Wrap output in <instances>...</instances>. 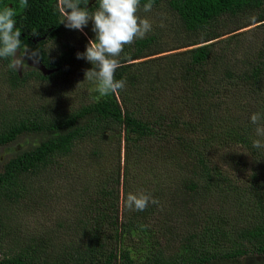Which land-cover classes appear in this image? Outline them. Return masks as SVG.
I'll list each match as a JSON object with an SVG mask.
<instances>
[{"label": "trees", "instance_id": "16d2710c", "mask_svg": "<svg viewBox=\"0 0 264 264\" xmlns=\"http://www.w3.org/2000/svg\"><path fill=\"white\" fill-rule=\"evenodd\" d=\"M147 2L141 0L142 10ZM86 3L97 10L98 0ZM5 5L18 9L19 0H0V8ZM161 7L173 17L177 49H186L166 55L170 62L161 73L133 71L132 62L168 52L159 35H150L122 58L115 76L126 87L119 94L97 99V92L72 111L53 103L0 110V147L23 136L42 137L0 171V264H242L264 258V148L252 147L261 138L250 119L240 122L222 111L228 86L248 84L263 94L252 114H264V90L256 78L264 63V0H154L152 10ZM62 18L59 0H28L16 17L22 45L58 72L44 76L30 69L22 77L9 59H0L14 86L68 80L76 48L67 43L54 59L45 49L67 34ZM224 20H234L235 30L220 33ZM221 38L228 42L214 54ZM110 134L119 140L114 166L100 177L71 172L66 164L80 145L104 143ZM230 148L248 157L247 179L221 164ZM84 153L85 162L99 165L105 151L97 146ZM57 178L69 183L75 218L61 224L64 236L52 228L24 232L21 219L52 200L43 189ZM140 191L159 203L129 211L127 194Z\"/></svg>", "mask_w": 264, "mask_h": 264}, {"label": "rangeland", "instance_id": "374dc122", "mask_svg": "<svg viewBox=\"0 0 264 264\" xmlns=\"http://www.w3.org/2000/svg\"><path fill=\"white\" fill-rule=\"evenodd\" d=\"M139 15L141 18H147L152 23V31L145 37L159 35L161 38L157 39L163 41L167 49L166 51L168 52L132 62V65H135L133 71L148 68L150 69L149 73L155 72L159 74L165 69L164 64L170 62L165 58L167 57L166 55L180 53L186 49H177L180 42L172 32L174 29V20L165 8L153 9L150 12H144L141 9ZM161 24L163 27H161ZM235 26L236 22H234V20H224L219 24V32L229 33L235 30ZM92 27L93 24L90 21L82 32L67 28L65 37L47 44L45 47L47 54L54 59L59 54L63 45L67 43L73 45L78 53L85 52L88 41L94 40L91 35L95 38ZM253 28H255V26L237 31L226 37L233 35L234 38L239 37L242 33ZM259 37H261V32ZM227 42L228 40L224 38L218 40V43H216L214 47V54L222 52ZM256 44L261 46L259 43ZM130 46L124 48L123 53L119 57L120 62L122 58L125 57V54H127V49H132ZM241 54L242 50L239 49L235 57H239ZM261 62H264V59ZM22 64L23 66H21L20 70L23 77V74L27 73L31 68L26 63ZM92 67L93 66L88 61L76 59L73 64L71 75L66 82L60 80L44 82L31 79L24 84H20V86H14L9 77L7 67L0 63V110L4 112L6 110L30 107L33 104L39 106L44 103L59 105L66 111L76 110L85 106L95 99L97 93L95 84L90 81H85V71L90 70ZM256 78L260 83V85L257 86L258 89L264 90V63L258 66ZM249 85L251 84L249 83ZM228 93L230 94L227 95ZM224 95L227 96H225V106L222 108V111H225L226 115H230L234 117V119L242 122L250 119L257 100L262 97L263 94H260V92H257L255 89H250L248 84H242L240 86H238V84H230ZM41 140L42 137L38 136H23L10 146L0 147V171L7 160L13 158L18 153L38 145ZM118 142V137L113 136V134L107 136L104 143L98 140H89L77 148L75 155L71 159V164L66 165L72 166L71 172L78 171L80 175L87 174L90 176L89 174H94L100 177L105 171L116 164L118 160L116 156ZM97 146L105 151L103 154L104 159L99 165L94 163L93 160L89 163L85 162L84 158H86V155L84 152ZM219 160L221 164L226 169L231 170L235 176L240 179H247L251 163L244 152L237 148H230ZM88 166L92 167L89 168ZM87 171H90V173ZM68 189H70L69 183L65 179L57 178L52 183L47 184L43 190L49 192L52 200L31 215H28L25 219L20 218L23 231L31 235L42 232L46 234L48 230L52 228L53 231H56H54L55 235L64 236L61 224L65 223L67 220H71L72 217L75 218L77 214L74 207V198L67 194ZM258 260H260L261 264H264V258L253 257L245 258L242 264H249L250 262Z\"/></svg>", "mask_w": 264, "mask_h": 264}, {"label": "clouds", "instance_id": "9594fccd", "mask_svg": "<svg viewBox=\"0 0 264 264\" xmlns=\"http://www.w3.org/2000/svg\"><path fill=\"white\" fill-rule=\"evenodd\" d=\"M81 5L82 0H59V9L63 17L61 23L66 28L82 32L90 21L93 24L95 39L89 40L85 52L77 53L76 56L77 59H84L93 66L85 71V81L95 84V90L99 93L97 99L109 94H119V91L126 87V80H118L115 76L116 71L122 66L119 57L126 46L145 38L152 31V23L139 15L141 0H98V8L94 12L88 9L86 0L84 6ZM153 6L154 0H148L143 5V11L150 12ZM27 7L28 0H19L18 9L8 5L0 8V59H9L10 67L15 69L21 68L22 63L28 65V60L40 62L38 53L29 52L27 46L22 45L21 29L16 27V17ZM18 50L20 57L16 55ZM21 57L28 60L23 61ZM20 75L22 76L21 73ZM262 121L264 114L260 112L250 116V122L256 125L255 134L261 138L252 141V147L256 149L264 148ZM150 203L158 204L159 201L143 191L135 194L129 192L125 207L129 211H144Z\"/></svg>", "mask_w": 264, "mask_h": 264}, {"label": "water", "instance_id": "95a60500", "mask_svg": "<svg viewBox=\"0 0 264 264\" xmlns=\"http://www.w3.org/2000/svg\"><path fill=\"white\" fill-rule=\"evenodd\" d=\"M16 55H17V57H20V50L17 51V54ZM21 59L23 61L28 60L25 57H21ZM28 65H30L32 68H35V69L41 71L44 74V76H49V75H52V74L58 72V69H56V70H49L41 62H34L33 60H28ZM16 70L19 73H21L20 68H18ZM105 138H107V137H105Z\"/></svg>", "mask_w": 264, "mask_h": 264}, {"label": "bare ground", "instance_id": "6f19581e", "mask_svg": "<svg viewBox=\"0 0 264 264\" xmlns=\"http://www.w3.org/2000/svg\"><path fill=\"white\" fill-rule=\"evenodd\" d=\"M46 227H48V226H46ZM51 227V226H50ZM57 230V229H56ZM55 231V230H54ZM56 232V231H55Z\"/></svg>", "mask_w": 264, "mask_h": 264}]
</instances>
